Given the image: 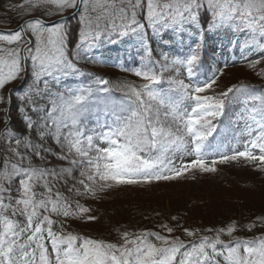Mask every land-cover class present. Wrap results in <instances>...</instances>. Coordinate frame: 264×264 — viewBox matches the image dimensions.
Masks as SVG:
<instances>
[{
  "label": "snow or ice",
  "instance_id": "snow-or-ice-1",
  "mask_svg": "<svg viewBox=\"0 0 264 264\" xmlns=\"http://www.w3.org/2000/svg\"><path fill=\"white\" fill-rule=\"evenodd\" d=\"M10 10L21 19L0 29V264H264V215L207 228L171 216L120 226L115 241L72 229L98 221L88 202L120 187L219 164L264 173V85L220 82L237 52L264 79V0H20ZM105 45L125 46L129 58L112 64L139 82L79 66L108 63L92 55Z\"/></svg>",
  "mask_w": 264,
  "mask_h": 264
},
{
  "label": "rangeland",
  "instance_id": "rangeland-1",
  "mask_svg": "<svg viewBox=\"0 0 264 264\" xmlns=\"http://www.w3.org/2000/svg\"><path fill=\"white\" fill-rule=\"evenodd\" d=\"M19 3L20 0H0V29L15 28L20 22L21 18L10 10L12 5H17ZM70 12L71 10H68L65 16L70 15ZM37 15H39V13H37ZM24 18L27 19V17ZM47 19H56V17ZM75 24L78 25L77 20L75 18L71 19L70 25ZM211 43L216 47V55L220 57L219 41L213 38ZM209 51L211 52L212 49L210 48ZM94 53H98L99 57L103 60H110L111 63L114 60L129 58L125 46L122 45H105L99 50H94L92 54ZM231 55L232 54L227 51L224 53L225 57L230 58ZM249 59H258V57L253 56ZM222 60L223 58H221L223 64ZM247 64L248 60L241 58L237 52L234 62L229 59V66L225 68L224 75L221 77V85H230L239 81L257 86L264 85V79L250 70ZM82 66L85 65L83 64ZM90 71L96 72L94 68L90 69ZM100 71L103 72L101 74L104 76H110L109 74L113 73L112 69L107 68H103V70ZM20 83L21 82L18 80L8 85V88L17 87ZM67 83L73 84L75 81L69 80ZM4 91L7 93V89ZM18 117L19 115L16 112L15 104H13L12 118L16 128H18L17 124L20 121ZM217 169L215 173L197 172L194 175L187 174L185 177L178 180L156 182L151 186L120 187L105 194L104 199L97 202L89 201L88 203L95 212L103 207H110L109 211H115L117 215H119L118 212L120 211L127 212L130 209L142 206L152 207L157 212L165 209L167 214L171 212L170 208H172L184 212V215H186L185 217L188 216V218L190 217L191 219L192 214L190 211L197 206L207 207L223 203L232 205L234 203L239 205L246 203L250 205L255 202V205L264 204V173L235 163L219 164L217 165ZM89 224L90 223L78 221L72 224V229L86 235H95L89 228ZM241 234L245 233L241 232ZM117 239L110 238L109 240L115 241Z\"/></svg>",
  "mask_w": 264,
  "mask_h": 264
},
{
  "label": "trees",
  "instance_id": "trees-1",
  "mask_svg": "<svg viewBox=\"0 0 264 264\" xmlns=\"http://www.w3.org/2000/svg\"><path fill=\"white\" fill-rule=\"evenodd\" d=\"M69 49L75 47V44L78 40V25H71V32L69 35ZM84 60V59H83ZM86 61V60H85ZM96 70V74L102 75L100 70L103 68L111 69L108 67H103L98 64L92 63L90 65ZM100 69V70H99ZM100 72V73H99ZM113 73H110V76H105L112 82H117L119 80L128 79L136 80L138 78L135 76L123 72L121 70L112 69ZM104 76V75H102ZM251 84V83H250ZM15 104V103H14ZM20 121L18 122V128H22L21 118L18 117ZM97 202V201H96ZM256 203V202H255ZM246 204L239 205L237 203L232 204H214L212 206H197L189 211L191 212L192 219L188 216L185 217L184 212L179 211L178 209H171V212L168 214L165 212V209L157 212L152 207H135L129 211H120L117 215L115 211L110 210L108 207H103L99 211L94 212L95 215L99 218L98 221L92 222L89 224V228L93 231L94 237H100L103 239L109 238H118L116 228L120 226H126L131 230L137 228H152L154 227L161 219L170 218L171 216H178L180 218V223L184 226L189 227H215L222 226L230 219H240L243 222H247L248 219L254 218L256 216L264 215V204L255 205ZM122 207V206H121ZM112 211V212H111ZM159 214V215H157ZM264 230V229H262ZM104 233V234H103ZM103 234V235H102ZM240 235H252L253 233H245Z\"/></svg>",
  "mask_w": 264,
  "mask_h": 264
}]
</instances>
